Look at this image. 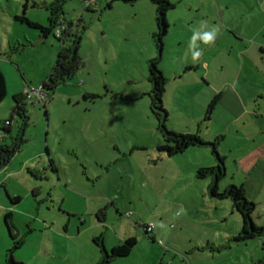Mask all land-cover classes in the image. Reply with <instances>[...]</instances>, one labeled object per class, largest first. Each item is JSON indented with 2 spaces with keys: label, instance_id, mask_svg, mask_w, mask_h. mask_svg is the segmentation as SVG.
Returning <instances> with one entry per match:
<instances>
[{
  "label": "rangeland",
  "instance_id": "374dc122",
  "mask_svg": "<svg viewBox=\"0 0 264 264\" xmlns=\"http://www.w3.org/2000/svg\"><path fill=\"white\" fill-rule=\"evenodd\" d=\"M54 1L0 0V72L7 87L0 104L2 144H12L19 130L14 98L24 96L28 86H43L62 47L54 35L43 39L40 29L19 18L47 27ZM169 1L175 8L167 14L161 54L150 0H63L60 20L82 36L85 67L46 91L47 104L25 101L28 142L0 172V264L12 246L7 213L24 240L15 255L24 264H94L101 255L96 236L103 237L108 251L137 240L129 256L109 264H264L259 239H235L244 221L232 200L212 197L211 179L196 176L199 167L218 165L212 148L173 157L160 150L165 141L151 109L148 80L149 60L157 57L166 77L179 69L183 74L182 63L193 61V52L206 45L197 39L191 46L194 33L217 23L261 43L264 0ZM176 92L182 94L169 82L163 103L170 128H188V116L198 114L197 97L182 109ZM228 165L221 191L245 182L243 171ZM9 195L21 201L13 203ZM249 197L257 205L255 224L264 226V178ZM147 226L153 228L150 235Z\"/></svg>",
  "mask_w": 264,
  "mask_h": 264
},
{
  "label": "crops",
  "instance_id": "0c3cea01",
  "mask_svg": "<svg viewBox=\"0 0 264 264\" xmlns=\"http://www.w3.org/2000/svg\"><path fill=\"white\" fill-rule=\"evenodd\" d=\"M217 25L213 27L218 29L214 42L200 44L196 50L202 52L198 62L182 63L183 74L180 69L167 77L163 73L167 84L173 83L182 93L176 92L175 103L182 102V109H185L190 98L196 96L193 99L199 106L197 116H188V128H170L169 112L168 126L179 133L198 134L208 142L222 137L219 153L225 163H232L234 168L243 171L246 177L240 186L249 199L252 190L264 178V40L261 43L255 38L247 40L230 27L224 31L220 24L219 28ZM216 97L219 101L208 120V106ZM194 149L199 148H190L184 153L196 151ZM226 170L228 177L229 165ZM232 174L236 176L238 173ZM104 244L110 250L106 241ZM97 256L94 264H105L102 252Z\"/></svg>",
  "mask_w": 264,
  "mask_h": 264
},
{
  "label": "trees",
  "instance_id": "16d2710c",
  "mask_svg": "<svg viewBox=\"0 0 264 264\" xmlns=\"http://www.w3.org/2000/svg\"><path fill=\"white\" fill-rule=\"evenodd\" d=\"M128 3H135L139 0H124ZM156 7V23L158 30L154 33V40L156 41L159 50L164 49V39L169 31V22L167 14L175 8V5L169 0H150ZM48 10L50 12L49 26L44 27L37 23L30 22L26 17L19 18L22 21L27 22L30 26L40 29L43 39H47L50 35L62 43L61 50L58 54L57 63L52 69L47 81L43 84V90L54 91L61 85L65 84L68 80L72 79L77 73H79L85 67V60L80 55L79 51L82 44V36L79 33H74L72 26L60 19L64 15L63 0H55L49 5ZM65 23L68 25V31L64 33L63 38H57L55 30L59 23ZM70 42V45L67 43ZM161 58L157 57L149 60L150 74L148 80L151 84V92L149 96L151 98V109L158 120V129L161 132L165 145L160 148L162 152L168 156H177L186 152L190 148H212V154L216 157L218 165L212 168H199L197 170V178L199 179H211V184L208 187L209 194L216 199H231L234 208L243 217V229L241 233L235 239L239 242H247L253 239H259L264 248V226H257L253 220V214L257 205L247 198L246 191L242 186L234 184L229 185L225 190H220V183L227 175L225 158L219 153V142L222 137L216 139L214 143H210L203 139L198 134L179 133L169 128V113L164 106L163 98L166 92L167 79L163 72L159 68ZM48 95V94H47ZM7 96V87L3 74L0 72V104L5 100ZM94 98L96 96H93ZM16 105L13 108V115L20 119L19 130L15 137H13V143L10 145L2 144L0 141V172L7 168L12 162L15 155L21 150V148L28 142L26 138L27 131L30 127L31 117L26 108L25 96H18L14 98ZM219 98L216 97L207 109V119L212 118L213 112ZM9 132V130H7ZM51 166L56 171L54 161L51 159ZM10 196V195H9ZM13 203H19L20 197H11ZM5 224L12 239V246L7 250L5 256V264H24L16 261V252L24 245V240L21 238L15 229L12 213L5 215ZM145 233L150 235L151 232L144 228ZM100 247L103 255V263H110L115 259L129 256L135 246L137 240L135 238L127 239L123 244L114 247L111 251H108L105 247L103 237L94 239Z\"/></svg>",
  "mask_w": 264,
  "mask_h": 264
},
{
  "label": "built area",
  "instance_id": "2783aa9c",
  "mask_svg": "<svg viewBox=\"0 0 264 264\" xmlns=\"http://www.w3.org/2000/svg\"><path fill=\"white\" fill-rule=\"evenodd\" d=\"M91 1L87 2V8L91 5ZM68 31V25L65 23L60 22L55 30V35L57 38H63L64 33ZM24 96L27 100L38 102L42 104H47L48 96L46 92L43 90V87H40L38 89L36 88H26L24 92ZM147 230L149 232L153 231V228L151 226H147Z\"/></svg>",
  "mask_w": 264,
  "mask_h": 264
},
{
  "label": "clouds",
  "instance_id": "9594fccd",
  "mask_svg": "<svg viewBox=\"0 0 264 264\" xmlns=\"http://www.w3.org/2000/svg\"><path fill=\"white\" fill-rule=\"evenodd\" d=\"M201 24L203 27L207 26L206 21L201 22ZM217 33H218V29H216V28H213L211 31H204V32L196 31L192 37V45L191 46H195V42L197 39L202 40L206 45L211 44L214 42ZM201 55H202V52L194 51L193 52V60L194 61L198 60Z\"/></svg>",
  "mask_w": 264,
  "mask_h": 264
},
{
  "label": "water",
  "instance_id": "95a60500",
  "mask_svg": "<svg viewBox=\"0 0 264 264\" xmlns=\"http://www.w3.org/2000/svg\"><path fill=\"white\" fill-rule=\"evenodd\" d=\"M163 53V50H161V54ZM162 56V55H161Z\"/></svg>",
  "mask_w": 264,
  "mask_h": 264
}]
</instances>
